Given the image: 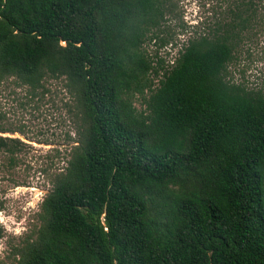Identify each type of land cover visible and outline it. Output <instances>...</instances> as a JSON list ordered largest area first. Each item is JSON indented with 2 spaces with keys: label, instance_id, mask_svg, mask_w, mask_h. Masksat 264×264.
Returning <instances> with one entry per match:
<instances>
[{
  "label": "trees",
  "instance_id": "1",
  "mask_svg": "<svg viewBox=\"0 0 264 264\" xmlns=\"http://www.w3.org/2000/svg\"><path fill=\"white\" fill-rule=\"evenodd\" d=\"M220 4L157 70L170 0H0V86L61 81L77 136L10 264H264V90L228 79L264 0Z\"/></svg>",
  "mask_w": 264,
  "mask_h": 264
},
{
  "label": "rangeland",
  "instance_id": "2",
  "mask_svg": "<svg viewBox=\"0 0 264 264\" xmlns=\"http://www.w3.org/2000/svg\"><path fill=\"white\" fill-rule=\"evenodd\" d=\"M221 0H170V14L143 45L153 67L170 66L192 33L210 26L220 11ZM163 40L164 42L162 43ZM154 84L157 80L150 75ZM228 79L247 88L264 90V28L237 55L228 68ZM43 96L31 99L26 88L10 81L0 86V116L8 132L0 137L18 140V150L10 162L0 150V261L10 264L13 252L38 227L37 214L51 189L44 170H62L77 136L69 105L72 101L61 81L45 83ZM137 110L143 109L135 98Z\"/></svg>",
  "mask_w": 264,
  "mask_h": 264
}]
</instances>
